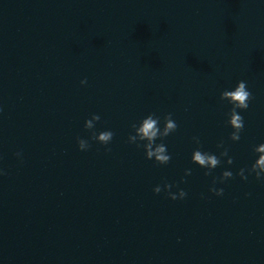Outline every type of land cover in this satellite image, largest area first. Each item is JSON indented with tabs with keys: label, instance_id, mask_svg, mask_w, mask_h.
Masks as SVG:
<instances>
[{
	"label": "water",
	"instance_id": "1",
	"mask_svg": "<svg viewBox=\"0 0 264 264\" xmlns=\"http://www.w3.org/2000/svg\"><path fill=\"white\" fill-rule=\"evenodd\" d=\"M240 79L254 99L233 143L219 93ZM0 109V264H264V182L236 175L264 142L261 0H0ZM150 111L179 126L166 166L126 143ZM92 113L110 151L78 149ZM194 135L230 147L223 196ZM165 181L187 197L155 194Z\"/></svg>",
	"mask_w": 264,
	"mask_h": 264
},
{
	"label": "clouds",
	"instance_id": "2",
	"mask_svg": "<svg viewBox=\"0 0 264 264\" xmlns=\"http://www.w3.org/2000/svg\"><path fill=\"white\" fill-rule=\"evenodd\" d=\"M261 2L264 3V0H261ZM80 84L86 85L87 78L82 79ZM253 99L248 82L244 79H240L234 85L223 88L219 93V101L227 106V111L224 113V123L231 129L228 140L233 143L241 140L245 129V120L242 113L249 108ZM100 121L101 115L98 113H92L84 120L83 127L90 132V136L88 138L79 136L76 138L78 149L81 152H86L92 147L91 141L105 146L106 151H110L107 146L112 143L115 133L111 128H97V124ZM178 127L173 113L168 112L161 116L156 112L150 111L130 124L131 131L127 136L126 143L142 149L145 159L153 161L157 165L166 166L172 160V153L169 151L165 140L176 133ZM191 141L195 147L191 150L190 162L204 169L205 176H212L209 192L218 197L223 196L224 188L217 187V185L231 180L234 177V173L230 168H225L218 177L214 176L213 172L222 163L229 166L233 164L234 159L230 155V147L221 139L216 145L218 152H214L206 150L203 147L201 138L197 135L192 136ZM252 153L254 158L250 166L241 167L236 175L242 180H247L249 176L254 175L257 181L264 182V142L253 145ZM15 155L22 159L21 152H16ZM191 174L192 169L186 168L180 182L185 183L186 178ZM3 175H5V171L0 168V176ZM174 188L176 189L175 191H173ZM152 190L155 194H160L163 191L168 198L174 201L183 200L188 195L184 188L179 187V184L167 181L163 182V184L155 185Z\"/></svg>",
	"mask_w": 264,
	"mask_h": 264
}]
</instances>
